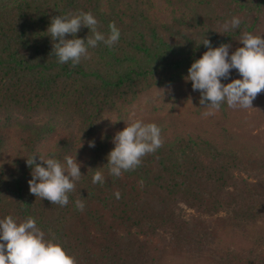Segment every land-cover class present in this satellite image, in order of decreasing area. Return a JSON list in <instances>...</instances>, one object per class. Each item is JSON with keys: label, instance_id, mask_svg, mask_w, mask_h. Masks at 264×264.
<instances>
[{"label": "trees", "instance_id": "16d2710c", "mask_svg": "<svg viewBox=\"0 0 264 264\" xmlns=\"http://www.w3.org/2000/svg\"><path fill=\"white\" fill-rule=\"evenodd\" d=\"M81 11L105 37L114 22L120 39L60 64L47 29ZM245 32L264 37V0H0V219L34 218L76 264H264V134L231 130L241 108L226 102L214 113L218 135L186 127L189 115L210 111L186 79L208 50L203 40L230 45L231 56ZM92 35L82 26L76 38ZM234 79L232 69L221 83ZM135 119L161 129L162 147L112 176L113 138ZM34 155L44 167L40 157L80 164L66 206L30 193ZM96 171L105 183H92Z\"/></svg>", "mask_w": 264, "mask_h": 264}, {"label": "clouds", "instance_id": "9594fccd", "mask_svg": "<svg viewBox=\"0 0 264 264\" xmlns=\"http://www.w3.org/2000/svg\"><path fill=\"white\" fill-rule=\"evenodd\" d=\"M240 23L239 18L233 17L230 26L236 29ZM82 26L93 35L86 39L76 38ZM97 26L98 21L91 12L81 11L52 18L47 32L53 41L59 40L53 44L52 52L58 62L65 64L71 61L76 66L82 58L90 59L88 49L97 47L99 42L111 48L119 41L121 33L114 22L109 24L107 37L97 30ZM224 28L229 30V23L226 22ZM66 35L72 38L65 39ZM240 43L243 46L229 56L230 45L221 44L213 48L205 38L202 44L208 50L188 69L186 79L192 82L194 91H200V104L210 109L203 113L205 117L214 115L225 102L229 108H253V101L264 91V37L245 32ZM232 69L237 70L242 79L222 84L221 79H227ZM113 143L115 147L107 156L109 174L120 177L123 172L138 168L142 158L155 153L162 147L163 141L161 129L155 123L145 124L135 119L115 134ZM94 146V142L90 141L89 147ZM34 157L26 160L33 169L32 179L28 181L30 193L52 204L66 206L69 203L68 193L74 191L75 182L82 176L80 164L71 156L65 157L66 163L40 157L46 164L44 167L36 163ZM92 183H105L100 171L94 173ZM140 184L143 186V180ZM120 195L118 191L115 193L117 199ZM75 206L80 211L85 207L82 200H77ZM0 241H3L0 242V264H76L75 258L68 255L60 244L45 239V233L32 217L19 224L12 216L0 219Z\"/></svg>", "mask_w": 264, "mask_h": 264}, {"label": "rangeland", "instance_id": "374dc122", "mask_svg": "<svg viewBox=\"0 0 264 264\" xmlns=\"http://www.w3.org/2000/svg\"><path fill=\"white\" fill-rule=\"evenodd\" d=\"M151 98L155 99L153 102L158 100L156 92L149 95ZM147 97H143L141 102L143 103ZM191 104L189 100H184V102L177 107V113H180L183 109L187 108ZM253 108H241L239 111L235 112V117L238 119L236 126L231 127L234 132L248 131L251 136L256 139V136H262L264 134V102L260 105L252 104ZM207 112V111H205ZM204 112H200L198 115H189L191 120H188L186 127L188 129H193L196 135H218L219 132V118L215 115L205 117ZM185 130V128H184ZM190 210H185L184 215H191ZM237 245H242L241 243L234 242Z\"/></svg>", "mask_w": 264, "mask_h": 264}]
</instances>
